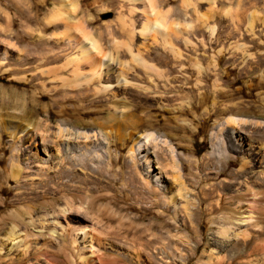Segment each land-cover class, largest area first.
Returning a JSON list of instances; mask_svg holds the SVG:
<instances>
[{
    "label": "rangeland",
    "instance_id": "rangeland-1",
    "mask_svg": "<svg viewBox=\"0 0 264 264\" xmlns=\"http://www.w3.org/2000/svg\"><path fill=\"white\" fill-rule=\"evenodd\" d=\"M156 1L159 8L169 12L168 20L178 25V28H175L178 34L170 35L173 45L184 55L191 57V61L187 60L182 67L175 63L172 54L165 49L163 38L157 36V41L153 42V32L147 35V38L141 37L139 30L145 19L141 3L135 4L137 10L131 15V6L128 4L127 8L122 6L125 4L123 0H0V90L9 93L6 96L7 99L11 93H16L18 96L22 94L21 79L25 77L31 79L30 76L40 70L59 68L66 63L68 57H78L80 43L87 45L83 41L82 31L90 32L91 36L98 39L107 53L117 54L114 39L126 41L117 32L120 30L119 17L121 14L135 21L136 34L133 39V49L139 48L144 54L147 53L149 65L166 73L170 69L164 64L169 62L170 67L175 69L173 73L168 74L170 79L193 76L196 70L195 63L198 62L201 75L204 73L213 76L215 65L219 64L221 57L224 56L225 59V62L220 63V77L215 87L212 86L215 78L209 77L211 80L208 88L201 90L202 93L208 92V95L205 96L198 115L191 114L192 106L200 95V88L190 90L195 82L189 84L190 86L186 85L185 88L190 89L180 93H178V88L182 86V83L177 81L172 84L175 92L169 95L173 97L170 101L163 98L169 88L168 82L164 79H161L159 83H143L144 87L158 86L155 90L150 92L140 90V93L136 95L129 94L127 89L122 88L125 81L121 78L117 80L119 65L108 59L103 60L101 72L106 79L110 78V90L115 98L111 99L107 96V100L105 98L103 100L102 97L100 100L94 95L90 96L89 101L98 100L97 106L90 105L87 101V92L71 90L59 95L52 94L50 91L53 87L62 88L59 85L61 82L53 79L44 81L46 88L31 90L34 96V92L47 93L50 99L42 100L39 106L42 114L30 119L28 127H24L26 132L16 135L15 141L11 137L6 139L5 146L9 152L5 169L7 173L11 172L14 157L27 150L28 155L24 157L25 172H31L34 175L35 173L42 175L50 173V177H54L56 166L63 167L64 170L55 179L51 178L53 181L49 183V186L54 190L49 200L20 204L0 215V224H2L0 226V246L5 235L2 229L7 228L11 216L20 211H26L28 206H38L34 217L29 218L37 224L39 220L46 219V224L50 223L54 226L52 210L47 206L46 209L45 207L41 209L40 204L50 203V205L55 204L57 208H64L69 200L77 206L87 199V204L99 219L95 221L92 215H85L88 222L83 223H86L89 228L97 227L99 233L95 236L99 237L102 245L96 246L95 249L98 247L100 252L108 254L111 263L163 264L162 256L158 255L157 260L155 258L154 261L151 260L152 254L158 250L155 247H148L151 245V233L148 232L152 223L150 219L160 215L163 210L168 211L169 209L168 221L179 228L182 227V216L187 199H193L191 194H199L201 188H209V185L202 184L198 186L199 189H195L198 183L202 182L200 179L207 173L214 175L226 169L229 158L233 160L244 156L239 151L230 148L228 133L231 134L236 144L239 143L237 139L240 136L244 137L246 146L243 148L248 151L251 149L250 144L259 154L257 160L261 162L262 167L260 164L257 165L258 173L251 176V182L253 181V184L262 183L264 186V0ZM121 6L122 9H120ZM58 14H61V17L55 18ZM67 25L70 27L68 35L71 39L65 35ZM123 50L118 52V59L125 63L129 62L130 57L125 55ZM193 51L197 54L193 55ZM221 52L223 54H220ZM54 54H60L63 60L56 64H44L33 72H20L22 68L18 62L24 56L44 58ZM202 55L208 56L209 61L201 60V62ZM81 66L83 74L87 75L89 66L85 64ZM141 69L144 68L138 66L135 71ZM131 73L127 75L129 79H131ZM66 76L72 78L70 73ZM152 77L156 78V75L153 74ZM229 81L234 82L229 84ZM135 82L141 83L140 81ZM116 104L125 105L130 110L137 109L138 116L146 119L142 122L143 125L138 127L139 130L122 127V136H124L122 140L112 133L111 128L115 130V124L112 127L109 126V129L103 133L96 126L91 125L95 119L91 113L95 111L101 113L98 117L104 120L109 114L120 115L122 112L120 108L115 107ZM12 105H8V114L9 112L12 115L22 114L24 105L21 99H15ZM31 106L38 109L34 103H31ZM231 118L237 120L233 125L234 132L226 125ZM9 119L12 121L11 118ZM59 129L65 130L66 135L70 134L68 136H71V141L75 139L79 141L81 139L79 135L85 132L87 134L96 133L100 141L97 143V148L88 147L86 150L81 144L78 147L71 145L70 148L62 145L66 152L62 148L63 153H57L56 146L50 140ZM29 131L31 134L39 131L45 132L50 140L42 141L35 135L34 139H30L29 142H22ZM251 140L252 142H249ZM146 143L149 146L144 147ZM156 153L159 154V158ZM173 154L180 165L193 164L195 166L192 174L189 171L183 174L191 193L187 196L185 193L183 199L177 200L178 205L176 206L173 204L172 193H175L177 188L168 180V176L175 175V172L166 167ZM147 160L151 162L153 168L162 166L166 170L165 176L168 179L165 180L163 175L157 179L155 175L158 170L150 169ZM30 161L35 167L32 170L26 168V163ZM200 165L205 167L203 172L198 168ZM240 165H233L230 170H239ZM37 177L40 178V176ZM37 177L36 175L34 177L23 175L22 181ZM225 180L221 178L213 181V185ZM105 183L111 185L107 186ZM14 186L15 184L11 186L13 190ZM259 190L262 191L261 187ZM59 191L61 194H57ZM16 193L19 192L14 190V195ZM227 198L226 196L225 199L228 200ZM209 205L210 203L205 204V209H208ZM190 209L194 208L190 207ZM206 218L208 220L205 221V229L196 239L198 242L192 239L194 238L192 233L186 231L179 234L180 241L183 242V236L187 241L178 246L177 251L172 250V245L167 246L168 251L173 253V260L167 258L168 263L188 264L191 259L192 264H205L208 261L205 253L209 254L212 249L218 252L225 247L217 234L214 217ZM68 219L70 227L80 228L78 220L71 217ZM68 219L66 221H69ZM64 221L60 220L61 223L63 222L62 225H65L66 221ZM35 227L30 226L27 229L19 227L18 229H21L22 234L28 230L37 233L38 229ZM56 228L58 234L55 233L53 237L44 230L40 234L41 237L37 239L38 244L36 245L48 243L51 248H61L62 254L59 260L62 264H78L77 255L70 241H62L59 238L61 226L56 224ZM89 228L87 231L90 230ZM143 232L144 234H141ZM174 234L177 235L178 232L173 230L172 235ZM78 239L81 245L82 239ZM257 243L263 244L264 237L262 236ZM198 244L200 246L198 252L195 253ZM188 245L190 249H185ZM229 246L225 247L227 256H237L239 250L233 248L231 244ZM7 251V248L2 251L4 258L0 259L1 264L18 256L14 250ZM204 255L205 257L202 258ZM262 256H253L246 261L254 264L260 261ZM31 263L36 264L37 262L31 259L29 264Z\"/></svg>",
    "mask_w": 264,
    "mask_h": 264
},
{
    "label": "bare ground",
    "instance_id": "bare-ground-1",
    "mask_svg": "<svg viewBox=\"0 0 264 264\" xmlns=\"http://www.w3.org/2000/svg\"><path fill=\"white\" fill-rule=\"evenodd\" d=\"M123 1L125 4L122 6H126V8L127 4L131 6V15H133L137 10L135 4H143V14L145 16V19L141 24L139 30L141 37L147 38V35L153 32V42H155V40L157 41V36L163 38L165 49L172 54L175 63H177L181 67L182 64H186L187 60L191 61V57L184 55L173 45L172 40L170 39V35L178 34V30H175L176 27L178 28V25L168 20L167 16L169 12L164 11L163 8H159L156 0ZM122 6L120 9H122ZM58 17H61V14H58L55 18ZM204 18L207 19L208 17L204 16ZM134 24V20H132L131 18H127L126 16L121 14L119 17L120 30H118L117 32L121 34L122 37L126 39V41H118L114 39L115 52L118 54L121 49H124L123 53L130 57L129 62H122L118 59L119 56H117V54L114 55L113 53L111 54V52L107 53L105 51L106 49L103 48L101 42L98 39H95L93 36H91L90 32L82 31L84 36L83 41L86 42L87 45L80 43V55L78 57H68L66 63L59 68L52 67L47 71L40 70V72L38 73H33L34 75L32 74V76H30L31 79L28 77L21 79L23 92L19 96L16 93H11L9 99H7L8 97L6 98V96L9 93L4 90H0V215L7 213L8 210L13 209L20 204H29L35 202L38 203V201L44 199L49 200V198L51 197L50 195L54 190V188L49 186V183L53 181L52 179L58 177V175L62 173V170H64L63 167L58 168L56 166L57 170H55L54 172L56 176L54 177H50V173H46L44 175L35 173L36 177L40 176V178L37 177L22 181L23 175H26L27 177L35 176L34 174H31V172L24 171V157L28 155L27 150H24L22 154L20 153L21 155H17L14 157V161L11 163V172L7 173L5 169V166H7L8 162L7 153L9 152V150L5 146L6 139L8 137H11L13 141H15L17 137L16 135H18L20 132H26L25 126L28 127L30 119H33L41 113V109L39 108V106L41 105L42 100L50 99V95H47V93L44 94L39 92L38 94V92H34V96L33 93L30 92L31 90L46 88L44 82L46 79H53L54 81L61 82L59 84L62 87L61 89L55 86L50 91L55 95L67 93L66 91L73 90L75 92H87V99L92 95H94L95 98L99 99L102 97L103 100L104 98L106 99L107 96H110L111 99H113L115 98V96L112 95V91L110 90V78L106 79L101 72L103 60L108 59L110 62H116L119 65V74L117 76V80L121 78V80L125 81V85L122 88L127 89V92L129 94L136 95L137 93H140V90L144 92L155 90L158 88V86H155L154 88L149 86L144 87L143 83H159L161 79H164L168 82L169 88L165 92V96L163 98L166 101H170L173 99V97H170L169 95L175 92V88L172 87V84L176 83L177 81L179 83H182V86L178 88V93H180L186 89H190L185 88L186 85L195 82L190 90H194L196 87L197 90L200 88V95L198 96V99L195 100V104L192 106L191 114H199L205 96L208 95V92L202 93L201 90L208 88V84L211 80L209 77L215 78V81L212 84V86L215 87L216 83L219 81L218 78L220 77V63L222 61L225 62L224 56L220 58L219 64L215 65V74L213 76H208L204 73H202L201 75V67L199 66L200 64L198 62L195 63L194 67H196V70L193 76H189V78L187 76H183V78L175 77L173 79H170L168 77V74L173 73L175 69L170 67L169 62L164 64V66L170 69V71L166 73L161 69L156 68L155 66L149 65V56L147 53L144 54L143 51L141 52L139 50V48L137 50L133 49V39L136 34ZM69 28V26L68 28L66 27L65 35L68 37V39H71L70 35H68L70 31ZM196 54L197 52L193 51V55ZM220 54H223V52H221ZM62 57L63 56H61L60 54H54L44 58L26 55L18 62V65L22 68L20 72L29 73L40 69L44 64H56L63 60ZM233 57L235 58L236 56ZM201 60L209 61V57L202 55L200 61ZM233 60L230 61L232 62ZM35 64L37 66H35ZM81 64L89 66L87 75L83 74V67L81 66ZM138 66L143 67L145 70L141 69L139 71H135V68H137ZM68 73L72 75V78L66 76V74L68 75ZM129 73H131V79L127 77ZM153 74L156 75V78L152 77ZM81 79L82 81L80 82ZM36 81L38 83H36ZM135 81H140L141 83L139 84ZM233 82L234 81H229V84H232ZM213 95L214 97H216L215 93ZM17 98L21 99L22 105L25 106H23V112L20 115H12L9 112V114H11L9 115L7 113V111L9 110L8 105H12V102H15V99ZM87 101H89V99ZM97 101L98 100L94 99L93 101H89V103L90 105L97 106ZM31 103L36 104L38 106V109L33 108L31 106ZM115 107L120 108L122 113L120 115L109 114L108 117L105 118V120L104 118L98 117L99 115H101V113H98L96 111L91 113V116L95 118L91 122V125L96 126L100 130V132L103 133L105 132V130L109 129V126L112 127L113 124H115V130L111 128L112 133H115L122 140L124 137L122 136V127H126L127 129L131 130H139L138 127H140L142 122L146 119L138 116L137 109L130 110L125 105L119 106L117 104L115 105ZM9 118H11L12 121H10ZM236 121L237 120L231 118L226 122V125L231 128L232 132L235 131L233 125L236 124ZM239 124H241V122ZM35 135L38 136L42 141L50 140V137H48L47 133L45 132L39 131L37 133L31 134V131H29L22 139V142H29L30 139H34ZM68 135H66L65 130L59 129L58 133H56L54 137L51 138L50 141L54 146H56L57 153H63V149L66 152L65 148H63L64 145L65 147L70 148L71 145H76V147H78L81 144L82 147L85 148V150L88 147L97 148V143L100 141L96 133L87 134L85 132V134H80L79 137L81 139H79V141H76V139L71 141L72 138ZM227 139L229 140V144L231 146L230 148H233V150L242 153L244 155L243 158L233 160L232 158H229L227 160L228 162L226 169H223L222 171L214 175H212V173H207L205 174V177L200 179L202 182L198 183L197 188L195 189H199L198 186H201L202 184L209 185V188H201L199 190V194H191V197L193 199H187L186 205L184 206V214L182 216L183 224L181 228H179L175 224H171L168 221L169 209L168 211L163 210L160 215L154 216L152 219H150L152 223L148 229V232L151 233V245H148V247H155V249L158 250L155 251V254H152L151 260L154 261V258L155 260H157V257L159 255L162 256L161 261L163 264H171L167 262V258L173 260V253L171 254V251H168L167 246L172 245V250L177 251L178 246L187 241L185 236H183V242L180 241L179 234L186 231L194 235V238L192 239H194L195 241L201 235V232L205 229V221L206 219L208 220V218L206 217L211 216L214 217V220L216 221V230L221 243L225 245V247L231 244V246H233V248L235 249H238L239 252L235 257H228L227 253H225V247H222L221 249L218 248L220 249L218 252L212 249L209 254L205 253L208 260L205 264H253V262L246 261V259L252 258L253 256L257 255L263 256L261 257L262 259H260V261L254 264H264V243H257V241L262 238V236L264 237V186L262 183L253 184V181L251 182V176H254L258 173L256 171L257 165H261V162L257 160V156L259 154L256 153L255 149H253L254 147L250 144L249 146L251 149H249L248 151L243 148L244 146H246L244 137L241 138L240 136V138L237 139L239 142L238 144L234 142L231 134L229 133L227 134ZM249 142H252V140ZM146 146L149 145L146 143L144 144V147ZM248 153H250L251 155H249ZM156 156L159 158L158 153H156ZM21 160H23V162ZM244 160H247V162H244ZM147 163L150 166V169L158 170V173L155 175L157 179H159V177L161 178L163 175L165 180L169 178L168 180H170V182H172L176 186L177 190H175V193H172L173 204L175 206L178 205L177 200L181 198L183 199L185 193L186 196L190 195L191 190L188 189L187 182L185 181V177L183 174L187 171L192 174L195 168L193 164L180 165L173 154L171 161L168 163V165H166V167L171 168V171L175 172V175H170L167 178L165 176L166 170L162 166L153 168L151 167L150 161L147 160ZM237 164H241V168L239 170H230L233 165ZM32 165L33 163L30 161L26 163V168L32 170L35 168ZM198 168H200L201 172H203V170L205 169L204 165H200ZM221 178H225L226 180L220 182L219 184L213 185V181L219 180ZM14 184L16 186H14V190H17L19 192L15 195L14 190L11 187ZM105 184L107 186L111 185L110 183ZM259 187H261L262 191L259 190ZM57 194H61V191L57 192ZM226 196L228 197V200L225 199ZM216 199H218V201ZM86 200L87 199H84L80 204H77V206L75 205L76 203H73L69 200L66 202V206L64 208H57L55 207V204L50 205V203L40 204L41 209H44L43 207H45L46 209L47 206L50 208V210H52L51 216L54 220L52 221L54 222V226H52L50 223H48L49 225L46 224V219L39 220L37 224V222L29 218L34 217V213L37 211L36 207L38 206H28V209L26 211H20L21 215L20 212L12 215L10 218L11 221L8 223L7 228L2 229L5 232V235L0 246V259L4 256L2 253L3 249L6 250L7 248V252L14 250V252H17L18 256L10 260L9 262H6L5 264H29L31 262V259H35L37 262L36 264H44L45 262L48 264H62L59 260V257L62 254L61 248H51L48 243L36 245L38 244L37 239L41 237L40 234H42L44 230L53 237V235L58 232L56 230V224H59L61 226L59 238L62 241H70V245L77 255L78 264L111 263V260L108 259V254L100 252L98 247L97 249H95L96 246L102 245V242L100 241V239H98L99 237L96 238L95 236L96 233H99L97 232V227L89 228L86 223H83L84 221L88 222L85 215H92V217L95 218V221L99 219L98 215H96L90 209L91 207L87 204ZM56 201L58 200L56 199ZM209 203L210 207H208V209H205V204ZM190 207H193L194 209L191 210ZM68 217L78 220L80 223V228L75 229L74 227H70V220L68 219ZM67 219L69 221H66ZM60 220H65V225H62L63 222L61 223ZM0 226H2V224H0ZM30 226H36L35 228L38 229V232H29L28 230L25 231L24 234H22L20 232L21 229H18L19 227H25L27 229ZM88 228L90 229L89 231H87ZM173 230H176L178 234L172 235ZM138 232L140 233V231ZM141 234H144V232ZM78 238L82 239L81 245H83V247L78 243L80 241ZM85 242H87V244H85ZM4 246L8 247L4 248ZM199 246L200 244L197 245L195 253L198 252ZM185 249H190L189 245L185 247ZM205 255L202 258H204ZM139 258L140 255L138 253V259ZM191 261L192 260L189 259L188 264H192ZM111 264H113V262Z\"/></svg>",
    "mask_w": 264,
    "mask_h": 264
}]
</instances>
